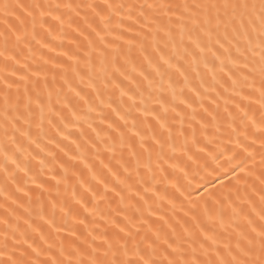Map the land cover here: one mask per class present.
<instances>
[{
    "label": "snow or ice",
    "instance_id": "1",
    "mask_svg": "<svg viewBox=\"0 0 264 264\" xmlns=\"http://www.w3.org/2000/svg\"><path fill=\"white\" fill-rule=\"evenodd\" d=\"M0 264H264V0H0Z\"/></svg>",
    "mask_w": 264,
    "mask_h": 264
}]
</instances>
